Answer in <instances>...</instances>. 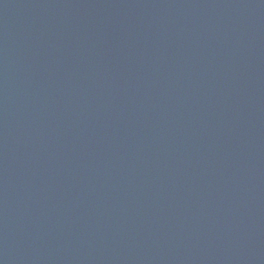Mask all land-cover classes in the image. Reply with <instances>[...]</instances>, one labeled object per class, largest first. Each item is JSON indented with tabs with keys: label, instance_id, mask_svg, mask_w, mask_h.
<instances>
[{
	"label": "water",
	"instance_id": "95a60500",
	"mask_svg": "<svg viewBox=\"0 0 264 264\" xmlns=\"http://www.w3.org/2000/svg\"><path fill=\"white\" fill-rule=\"evenodd\" d=\"M0 264H264V0H0Z\"/></svg>",
	"mask_w": 264,
	"mask_h": 264
}]
</instances>
